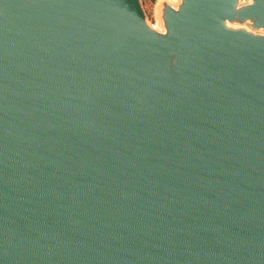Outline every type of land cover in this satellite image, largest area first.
Here are the masks:
<instances>
[{
	"label": "water",
	"instance_id": "obj_1",
	"mask_svg": "<svg viewBox=\"0 0 264 264\" xmlns=\"http://www.w3.org/2000/svg\"><path fill=\"white\" fill-rule=\"evenodd\" d=\"M0 264H264V0H0Z\"/></svg>",
	"mask_w": 264,
	"mask_h": 264
},
{
	"label": "rangeland",
	"instance_id": "obj_2",
	"mask_svg": "<svg viewBox=\"0 0 264 264\" xmlns=\"http://www.w3.org/2000/svg\"><path fill=\"white\" fill-rule=\"evenodd\" d=\"M144 1V9L148 13L147 16L149 19H153V7L155 0H143Z\"/></svg>",
	"mask_w": 264,
	"mask_h": 264
},
{
	"label": "flooded vegetation",
	"instance_id": "obj_3",
	"mask_svg": "<svg viewBox=\"0 0 264 264\" xmlns=\"http://www.w3.org/2000/svg\"><path fill=\"white\" fill-rule=\"evenodd\" d=\"M141 2H142V4H143V6H144V1L143 0H141ZM145 12H146V9H145ZM147 13V12H146ZM148 14V13H147Z\"/></svg>",
	"mask_w": 264,
	"mask_h": 264
}]
</instances>
